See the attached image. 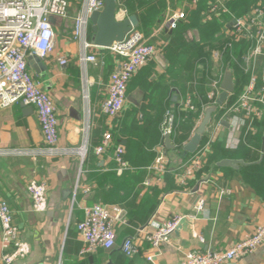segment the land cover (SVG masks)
<instances>
[{
	"label": "crops",
	"instance_id": "0c3cea01",
	"mask_svg": "<svg viewBox=\"0 0 264 264\" xmlns=\"http://www.w3.org/2000/svg\"><path fill=\"white\" fill-rule=\"evenodd\" d=\"M67 1L66 17H54L52 24L55 32V50L48 57L40 58L44 70L41 69L39 73L29 63L28 69L41 81L43 89L54 101L58 117L59 146L74 150L85 146L87 153L91 149V154L97 161L95 164L97 168L91 170L89 163L83 165L84 160L81 162L80 155L76 152L62 156H47L39 153L38 150L44 147V141L35 108L21 103L0 107V148L36 152L34 156H0V198L8 203L13 223L19 231V238L30 248L28 254L15 259L12 264H181L184 254L188 251L221 250L248 237L259 224L264 222V199L246 184L237 172L224 170L230 168L237 171L242 165L234 169L218 167L216 164V167L211 168L207 174L197 178L194 173V176L186 179L183 184L180 181L181 166H175L159 176L154 174L151 167H146L145 179L150 178L151 185H144V179L134 190L137 193L134 199L135 205L143 203L141 206L143 211L154 206L153 212L143 221L144 224L148 221L161 223L174 214L181 215L182 218L171 234L169 243L160 246V254L153 263L145 259V253L149 250L148 243H143L140 253L133 257H126L121 253L119 247L123 239L134 236L138 228L130 223L129 214H126L123 203L117 202L119 199L117 196L124 198L125 202L131 197L132 192L128 193L126 198L123 197L122 191H119V195L109 193L108 190L112 189L107 179L95 175L115 171L116 162L113 153H109L112 147L111 141L101 155L95 154L91 143L92 133L101 127H105L106 130L121 129L120 125L123 121L129 125L130 119H127L129 108L143 109L161 94L171 96L167 105L173 110L177 103L180 105L183 100L182 93L173 86L171 90L170 87L168 89L171 81L168 72L169 62L158 51L128 82L122 113L110 120L101 111V102L106 96V85L110 74V71L104 67L102 48L96 47L90 50L102 60V63L90 64L88 67V98H85L78 64L81 45L72 36L73 19L82 0ZM190 3L182 0L175 8L184 10L188 5H195L192 0ZM170 6L173 7L171 4ZM91 26L90 23L86 39L93 43ZM161 26L154 29L146 38V40L151 39L153 45L159 46L169 33L168 29ZM194 32L197 33L198 38ZM192 35L195 40L200 39L196 29L192 30ZM59 56L67 58L66 67L62 68L58 65ZM116 65L115 61L114 69ZM220 66L219 62L213 61L211 69L213 75L220 72ZM199 69L201 76L203 66L199 65ZM256 74L264 84V46L263 53L258 58ZM191 86L187 84L186 88L189 87L190 91L193 89L191 93L195 95L194 85ZM256 92H260L259 88H256ZM257 98L255 106L259 115L251 124L239 115L227 117L222 115L216 120L218 111L214 110L212 123L205 134L213 137L215 145L219 143L228 150H234L243 139L241 130L245 126L253 134L248 141L251 155L257 152L259 159L256 163H264V90L257 95ZM29 107H32V110ZM141 112L143 111H139ZM222 122L228 125L221 124ZM145 132V134L148 132L147 126ZM139 134L125 132L127 137H131L129 140L134 142L130 157L141 150L142 134ZM211 150L200 159V166L205 161V157L214 152ZM94 158H92L93 164ZM30 180L45 184L48 206L43 212H35L32 208V200L27 192V184ZM200 181L199 188L195 191ZM86 187L88 192L83 191ZM199 199L204 200V207L203 210L196 211L195 206ZM95 203L120 206L124 210L125 221L115 225L116 244L112 249H98L91 254L81 256L79 251L82 242L76 224L83 215V207ZM1 256L0 248V264H3ZM227 264H264V242L253 252Z\"/></svg>",
	"mask_w": 264,
	"mask_h": 264
},
{
	"label": "built area",
	"instance_id": "2783aa9c",
	"mask_svg": "<svg viewBox=\"0 0 264 264\" xmlns=\"http://www.w3.org/2000/svg\"><path fill=\"white\" fill-rule=\"evenodd\" d=\"M198 0H192L196 4ZM226 0H214L210 7L211 12L227 13ZM104 0H82L81 6L73 19L72 36L80 42L78 64L81 70L84 96L88 98V67L90 64H101L97 55L91 52L96 48L86 39L90 24L89 17L94 11L100 10ZM67 0H0V107L5 108L14 103L35 108L42 133L44 147L38 150L47 156H62L76 152L84 160L87 148L85 146L76 150L59 146L58 117L52 97L43 89L42 83L35 78L28 69V58L37 56L44 59L55 50V32L49 17L64 18L67 14ZM184 11L180 8H168L166 17L161 27L168 30L174 29L178 19L182 18ZM129 13L122 2L116 0L115 17L122 21ZM229 25L230 34L236 39H246L254 42V46L248 50L244 57V71L249 73V80L237 100L225 111L223 117L239 115L250 124L258 117L259 111L255 106L257 95L264 90V84L256 92L258 76L256 65L258 58L263 53L264 46V6L257 4L249 13L243 16L232 17ZM229 22V24H230ZM121 57L115 69L110 74L106 85V97L101 102V111L110 120L119 116L123 110L127 84L137 70L147 60L160 51L156 45L149 44L144 35L136 28H132L123 40L106 48ZM214 61H220V53H213ZM67 58L59 56L57 63L64 68ZM227 70V69H226ZM225 70V71H226ZM224 72L212 75L210 91L207 98L215 100L220 93V85ZM184 109H193L191 96L187 95L180 103ZM174 116L167 110L161 123L163 137L169 135L172 130ZM110 132H105L101 144L94 147V152L101 155L110 144ZM213 137H208L204 145L198 146L194 155L181 165V183L194 176L200 166V159L208 152ZM157 156L152 171L156 175H162L167 171L164 143L157 146ZM124 148L116 146L113 159L116 162L115 171L121 174L127 169V163L123 159ZM36 152L23 149L0 148V156H34ZM151 179L146 178L144 185H151ZM88 192V188H83ZM27 192L32 200V208L35 212H43L47 209L46 187L42 182L30 180L27 184ZM204 200L199 199L195 209L203 210ZM124 210L118 205H102L95 203L83 207V217L77 222L76 228L82 246L79 255L91 254L98 249L110 250L115 246V225L125 221ZM182 216L174 214L167 220L156 223L148 221L137 229L134 236H128L120 244V251L126 257L138 255L143 243H148L149 250L145 253V259L153 263L160 254V246L169 243L171 234L180 224ZM264 242V222L259 224L246 238L241 239L231 246L216 250L210 249L204 252L195 250L184 254L181 264H227L239 259L254 250ZM0 248L2 250L1 261L3 264H12L17 258H22L29 253V245L19 238L17 226L13 223L11 210L8 203L0 198Z\"/></svg>",
	"mask_w": 264,
	"mask_h": 264
},
{
	"label": "trees",
	"instance_id": "16d2710c",
	"mask_svg": "<svg viewBox=\"0 0 264 264\" xmlns=\"http://www.w3.org/2000/svg\"><path fill=\"white\" fill-rule=\"evenodd\" d=\"M181 1L182 0H122L129 15H136L139 21V25L136 29L141 32L145 38H148L154 29L162 25L167 14L168 6L171 7V4L173 6L171 8L175 9L176 4ZM185 1L188 3L191 2V0ZM213 2L214 0H198L194 6L188 5L185 7L183 10V17L177 20L175 28L169 30L165 40L158 46L160 52L169 62L168 72L171 84L169 82L168 89L170 87L171 90V86L180 89L183 99H185V96L190 95L193 109H184L182 105H178L177 103V106L173 110H170L167 101L171 99V96H168V94H161L158 99L150 101L143 109L138 110L129 108L127 113V119H130L129 125L123 121L122 125H120L121 129L112 128L111 130H106L105 127H101L92 133L91 143L94 147L101 144L103 134L109 131L112 146H110L111 150L109 153L114 154V150L118 145L124 148L122 156L127 163V169L119 175H117L114 170L113 172L110 171L95 175L107 179L106 181L111 185L112 189L111 191L108 190L109 193L119 195V191H122L123 197L126 198L128 193L132 192L128 201L124 202V198L117 196V198H119L117 202L123 203L126 214H129L130 223L137 228L140 227V223H142L141 226L145 225L143 221L146 219L147 215L151 214L154 210V206H152L148 210L143 211L141 208L143 203H141V205H135L134 199L137 193L134 190L136 186L145 179L147 174L146 167H151L153 165L157 156V146L164 143L161 123L164 119L165 112L170 110L174 116L170 133L174 148L165 153L167 171H170L175 166L180 167L194 155V153H192L182 157L183 146L190 139L202 119L205 108L208 106H215L213 100L207 98L213 75L211 70L214 61L213 53L216 51L220 53V67L223 72L226 69L232 72L234 82V92L229 96L227 101L221 106H215V112L218 111L216 120L224 115L228 107L237 100L249 80V73L244 71V57L248 50L254 46V42L243 38L236 39L234 35L230 34L229 22L232 17L246 15L257 4L264 6V1L226 0L227 13H223L220 10H218V12H211L210 7ZM193 29L199 32V40H195L193 37ZM147 42L149 44L154 43L151 42V39ZM101 53L103 54V59H101L103 60L104 67L107 68L111 74L114 70L115 61L118 63L121 57L106 48H102ZM199 65L203 66L201 76H199ZM187 84L194 85L195 95L191 93L193 89L190 91L189 87L186 88ZM261 86L262 82L258 77L256 88H260ZM104 98H102V101ZM139 111H143L141 112L142 114L139 113ZM146 126L148 127L147 134H145ZM126 131H130L133 134H142L141 150L139 153H135L136 155H133V157H130V152L132 151L134 142L129 140L131 137L125 135ZM241 136L243 139L240 140V143L234 150H228L219 143L215 145L213 141L210 145V149L214 152L205 157L203 164L195 171L196 177L200 178L204 174H207L211 168L216 167V164L221 159H242L249 164L242 165L237 171L230 168H224V170L237 172L242 180L264 199V163H256L259 159V154L257 152L251 155L248 141H250V137L253 136L252 132L244 126L241 130ZM208 137L207 134L203 135L200 147L206 143ZM94 157L95 156L91 154V149L88 150L83 165L86 166L89 163V169L92 170L97 168L95 165L97 161ZM92 158H94V164L92 163ZM115 166H117L116 163H114V167ZM130 214L135 215L131 216Z\"/></svg>",
	"mask_w": 264,
	"mask_h": 264
},
{
	"label": "water",
	"instance_id": "95a60500",
	"mask_svg": "<svg viewBox=\"0 0 264 264\" xmlns=\"http://www.w3.org/2000/svg\"><path fill=\"white\" fill-rule=\"evenodd\" d=\"M115 12L116 0H104L103 7L98 11H94L90 15L89 20L92 25L91 29L93 32L92 41L95 46L99 48H109L114 43L122 41L126 33H128L132 28L138 27L139 21L136 15L131 14L124 20L119 21L115 17ZM49 21L53 24L54 17L50 16ZM231 23L232 22H230L229 25H231ZM194 33L197 37V33ZM156 58L157 60L159 59L158 56H156ZM158 61L161 62L160 60ZM28 63L31 64L32 67L39 73L41 69L44 70V66L41 65L40 58L37 56H30L28 58ZM220 89L221 91L215 100V106L223 105L228 96L234 92L232 72L229 69L224 72ZM215 106H208L205 108L202 119L190 139L183 146L182 157H185L187 154H192L197 150L203 135L206 133L208 126L212 123V113L215 110ZM29 109L32 110V107H29ZM221 124L226 126L228 125L226 122H222ZM164 146L165 153L166 151L174 148V144L172 143L169 135L164 136ZM239 165H246V163L242 160L228 158L222 159L217 163L218 167H231L234 169H237ZM201 181L197 183L195 191L198 190Z\"/></svg>",
	"mask_w": 264,
	"mask_h": 264
}]
</instances>
